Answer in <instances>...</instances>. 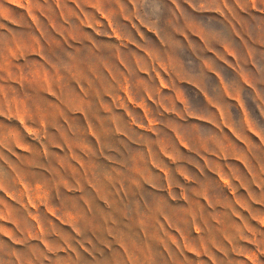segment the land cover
<instances>
[{
	"label": "crops",
	"instance_id": "crops-1",
	"mask_svg": "<svg viewBox=\"0 0 264 264\" xmlns=\"http://www.w3.org/2000/svg\"><path fill=\"white\" fill-rule=\"evenodd\" d=\"M199 220L240 223L187 262ZM263 232L264 0H0V264H241L212 254Z\"/></svg>",
	"mask_w": 264,
	"mask_h": 264
},
{
	"label": "rangeland",
	"instance_id": "rangeland-1",
	"mask_svg": "<svg viewBox=\"0 0 264 264\" xmlns=\"http://www.w3.org/2000/svg\"><path fill=\"white\" fill-rule=\"evenodd\" d=\"M44 133L45 132H39L37 135L35 134H29V136L31 137H36L37 141L40 143L44 140ZM32 209H34L33 207H31ZM33 213V212H32ZM36 215V214H34ZM180 223L179 226V230L180 231H187L186 225L183 222H178V224ZM224 221L222 220H205V221H196V222H191V229H192V235L191 236H184L180 231L176 230L177 236L179 238V243L183 245V251L181 253V256L183 257L184 261L190 262V261H194L196 260L197 257L199 258H206V255L204 256H198L195 254H192L190 252H188L186 250V246H199L201 245L203 242H205V240L212 239L213 242H215V239L211 236V237H205V236H200L198 235V233L200 232L199 230L203 229V230H207V229H216L218 230L219 228H221L222 226H228V224H231L233 226L235 225H239V221L238 220H234V221H228L225 225H223ZM248 223V227L255 230L257 228L260 227V222L258 220H252ZM165 228L167 229H171L172 227L169 225L168 222H165ZM190 226H188L189 228ZM142 228L146 229L149 228L150 230H148L151 234V236H153L155 234L156 231H158L160 228V225H158L157 222H127V221H120L118 222V231L120 232V235L123 234V236H120V239L122 240H132V239H137V237H128L127 233H125L128 230L131 231H135V233L140 234V231L142 232ZM198 230V233H197ZM174 232V231H172ZM200 237H198V236ZM261 237L264 240V232L261 235ZM251 238V237H249ZM151 239H154L153 237H151ZM224 241V238L221 235H216V243L218 245H222ZM246 247V252H243L244 254L241 255L240 258H238L237 256H235V254H225V253H218V254H212L215 255L213 256L215 260H223L224 262L226 261H230V262H241V264H264V252H260L257 248L253 247V246H244ZM26 254V256H25ZM208 258V257H207ZM30 260V254L29 253H24V261H29ZM209 260H211V258H209ZM165 264V263H164Z\"/></svg>",
	"mask_w": 264,
	"mask_h": 264
}]
</instances>
